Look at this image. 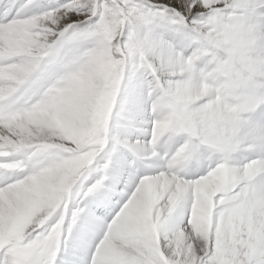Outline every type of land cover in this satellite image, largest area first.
<instances>
[{
  "label": "snow or ice",
  "instance_id": "snow-or-ice-1",
  "mask_svg": "<svg viewBox=\"0 0 264 264\" xmlns=\"http://www.w3.org/2000/svg\"><path fill=\"white\" fill-rule=\"evenodd\" d=\"M0 264H264V0H0Z\"/></svg>",
  "mask_w": 264,
  "mask_h": 264
}]
</instances>
